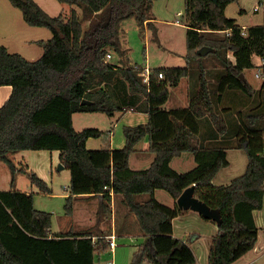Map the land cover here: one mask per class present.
I'll return each instance as SVG.
<instances>
[{
	"label": "trees",
	"instance_id": "trees-1",
	"mask_svg": "<svg viewBox=\"0 0 264 264\" xmlns=\"http://www.w3.org/2000/svg\"><path fill=\"white\" fill-rule=\"evenodd\" d=\"M8 1L27 25L47 28L51 37L36 42L42 48L36 60L0 46V86L12 88L0 106V160L24 150L58 151L70 172L67 215L78 198L98 196L97 214L107 216L110 192L120 195L146 236L130 264H197L188 243L198 235L183 241L172 233V219L185 211L154 196L163 190L176 200L189 186L222 219L209 241L207 263L233 264L252 250L258 239L253 211L262 208L264 195V83L254 89L244 71L264 57V26L243 30L226 17V6L238 0H184L185 66L150 70L145 83L140 69L105 56H124L121 23L130 18L152 29L157 40L149 15L155 0H56L71 9L54 17L34 0ZM204 31L228 33L215 39ZM202 47L210 50L197 54ZM183 78L188 106L166 110L169 87ZM237 93L251 104L236 101ZM128 110L146 114L147 122L124 126L120 149H87V140L103 132L73 127V114ZM144 138L153 160L146 169L131 170L130 155ZM228 149L245 153L246 169L215 186L214 177L228 166ZM182 153L193 155L195 167L178 173L170 162ZM29 179L40 193L51 194L34 172ZM141 195L147 198L141 201ZM51 224V213L34 208L33 193L0 191V264H93L94 251L109 249L100 235L93 242L90 232L56 234Z\"/></svg>",
	"mask_w": 264,
	"mask_h": 264
},
{
	"label": "rangeland",
	"instance_id": "rangeland-1",
	"mask_svg": "<svg viewBox=\"0 0 264 264\" xmlns=\"http://www.w3.org/2000/svg\"><path fill=\"white\" fill-rule=\"evenodd\" d=\"M47 1L49 4L45 6L46 13L52 17L59 14L65 15L67 10H69V5L59 3L56 0ZM262 2L264 0H238V2H233L226 6L225 15L228 18L235 19L236 24L239 26H264V5H262ZM5 5H7L6 7H10L16 15L22 17L21 12L14 8L8 0H0V46L8 47L10 50L7 49L8 52L18 53L27 60H36L39 58V55L33 53V51H36L35 49L38 48V45L25 41L26 38L47 40L51 37V32L47 28L30 27L21 18L23 26H16L18 28L14 35L12 29L9 28L10 23H13V17L4 14ZM255 6H259L260 9L254 11L253 8ZM149 15L153 18L151 21L156 28L157 40L153 35L152 29L147 26H139L134 18L127 19L121 23V44L125 49V54L123 57H119L111 52L112 57L109 61L120 63V60L124 59L128 65L136 66L140 71L145 66L151 71L162 67L185 66L186 25L184 20V0H155ZM30 51L32 52L30 53ZM244 76L253 87L258 88L260 86L261 81L255 78L254 69L245 70ZM169 88V96L164 106L168 109L186 106V102L184 103L186 101L184 98V84ZM235 98L236 101L242 99L245 105L251 104L239 93L235 95ZM146 122V114L134 111L116 112L112 116L104 113H77L74 116V129L80 131L85 128H95L103 132L101 137L89 139L90 149L106 148L109 146L110 139L112 142L111 146L115 149H120L124 146L125 142L123 127L135 126ZM28 152L33 154L32 160L37 161L38 164L42 161L48 162L50 160V151L43 153L39 151ZM239 153L246 161L244 152L239 151ZM37 162L35 163L37 164ZM59 164L60 162L58 160L56 162L53 156L52 166L50 169H47V173L51 175V181L49 179L48 184L52 189L51 194L40 193L38 188L32 185L30 179L24 174L19 177L18 188L28 193L32 190L36 191L33 193L34 208L51 213L52 233L79 232L91 229V233L95 237L94 241H96L97 237L94 229L100 222V217L98 219L96 212L98 208L91 206L89 213L83 217V209H81L80 204L74 203V213L73 211L70 215L65 213L64 206L67 196H65L66 192L63 187L69 186L70 172L65 168L58 170ZM232 170H235L234 167ZM163 196L166 197V201L170 199V196L161 190L159 192V199L163 200ZM146 198V195H141L139 200L142 201ZM104 233L106 235L110 234L109 226ZM260 234H263L262 229L260 230ZM136 242L137 239L132 234L128 238L116 237L117 246L114 250L108 249L100 253L94 251L93 264H108L111 261L113 264H130L131 257H133L135 250L138 249V247L134 246ZM200 264H207L206 259L204 258ZM262 264H264V259L262 260Z\"/></svg>",
	"mask_w": 264,
	"mask_h": 264
},
{
	"label": "crops",
	"instance_id": "crops-1",
	"mask_svg": "<svg viewBox=\"0 0 264 264\" xmlns=\"http://www.w3.org/2000/svg\"><path fill=\"white\" fill-rule=\"evenodd\" d=\"M34 1L45 12L47 11L45 8V6H48V4H49L47 0H34ZM6 6L7 5H5L3 12H4V14H7V15L13 17V19H12L13 23H10L9 28L12 29V33L15 35V32L18 28L16 26H20L23 24L21 21L22 17H19L18 15H16V13H14V11H12L10 9V7H6ZM70 9H71V7H69V10H67V13H65V15L69 14ZM249 26H253V25L240 26V27L243 30H245ZM227 33L228 32H226V31H221V32L204 31L203 32V34L207 38H215V39L223 38ZM39 40H41V39H39V38H26L25 41H29V42H33V43L37 44L36 42ZM6 48L9 50L8 47H6ZM35 50L36 51H33V53H37L40 57L42 54L41 47L38 45V48ZM31 52L32 51H30V53ZM28 53H29V50H28ZM30 59H32V58H30ZM254 60L256 61L257 58H255ZM184 79L185 78L181 79L180 82L178 83V85L184 84V94H185L184 98L186 100V101H184V103L186 102V106H183L181 108L188 106V98L186 97L187 96V89H188V81H187V79H185V81H183ZM260 86H261V83H260ZM253 88L258 89L255 87H253ZM11 91H12L11 86H7V85L0 86V106H2L7 101V99L10 97ZM164 108L166 110H169L165 106H164ZM128 111L130 112L132 110H128ZM75 115L76 114H73V116H72L73 127H74V116ZM111 143L112 142L110 139L108 147L110 150H113L115 148L113 146H111ZM86 147H87V149H90L89 148L90 147L89 139L86 142ZM148 147H149V144H148V141L146 138L141 140V142H139L136 145L135 151L130 155V158H129V168L131 170H142V169L148 168V166L150 165V163L153 160V154L148 152ZM239 151H241V150H239V149H228L226 151V158L228 161V166L221 169L216 174V176L214 177L212 183L215 186L226 185L232 179H234V178H236L239 175L244 173V171L246 169V165H247V158L245 161L244 160L245 158H243L242 155H240ZM39 152L43 153L45 151H39ZM230 154H231V156H230ZM53 156H54L56 162H57V160L59 161V152L58 151H50V160L48 162L42 161V162H40V164H38L37 161L32 160L33 154L28 152V150L19 151V152L13 153V154H8L3 160H0V176H1L0 191L25 192L24 190H20L18 188L19 177H20V175L24 174L29 178L30 172H34L38 177L40 176V178L50 188V186L48 184H49V179L51 181V175L47 173V169H50L52 166ZM231 157H233L232 160H231ZM35 162H37V164ZM170 167L178 173L186 172V171L192 169L193 167H195L194 157L190 153H182L180 156L175 157L171 160ZM233 167L235 170H232ZM50 190L52 193L51 188H50ZM160 191L161 190H156L154 193V196H155L157 201H159L160 203H162L168 207H173L174 205H176V200L173 199L172 197H170V199L168 201L165 200L166 197H164V196L162 197L163 200L159 199V192ZM35 192L36 191L32 190L30 193H35ZM65 192H66L65 196H69L68 191L65 190ZM26 193H28V192H26ZM99 200H100V198L98 196L92 197V198H78V200H76L75 203L80 204L81 209H83L82 215H83V217H85V215L89 213L91 206L98 208ZM74 210H75V207L73 205V213H74ZM98 219H99V216H98ZM253 219H254V222L258 228L257 242H256V244L252 250L247 252L245 255H243L241 258H239L233 264H262V260L264 259V195H263L262 208L259 210L253 211ZM108 226H109L110 233L113 232L116 235V237L128 238L132 234L137 239V242L134 243V246L136 248L146 241V236L143 233H141L139 228H138L135 216L133 214H128L125 206L121 203V196L120 195L111 196L110 214L107 216L100 217V222L94 229V231L96 233V237L98 235L106 236V233H104V231L108 228ZM261 229L263 231L262 235L260 234ZM79 232H90L91 233V229H86L84 231H79ZM55 233L56 234H64L63 232H55ZM172 233H173L174 237L182 239L183 241H186L190 234L191 235L192 234L198 235L197 238H195V236H194V239L191 240L188 243V245L191 248V250L195 256L196 263L200 264V262H202L204 260V258L206 259V261L208 259L209 241L212 237H214L217 234V225L211 221L205 220L196 212L185 211L184 213H182V214H180L177 217L172 219ZM94 239H95V237H93V242H94ZM136 250H135V252H136ZM132 258L133 257H131L130 263L132 261Z\"/></svg>",
	"mask_w": 264,
	"mask_h": 264
},
{
	"label": "water",
	"instance_id": "water-1",
	"mask_svg": "<svg viewBox=\"0 0 264 264\" xmlns=\"http://www.w3.org/2000/svg\"><path fill=\"white\" fill-rule=\"evenodd\" d=\"M215 1V0H214ZM210 49L202 47L197 50V54L205 55ZM243 78V75H240ZM89 103L82 101V104ZM64 167L59 164L58 170ZM176 205L183 211H193L198 213L202 218L214 222L216 225L220 224L222 219L218 209L210 208L207 204L194 196V186L185 188L176 199Z\"/></svg>",
	"mask_w": 264,
	"mask_h": 264
},
{
	"label": "built area",
	"instance_id": "built-area-1",
	"mask_svg": "<svg viewBox=\"0 0 264 264\" xmlns=\"http://www.w3.org/2000/svg\"><path fill=\"white\" fill-rule=\"evenodd\" d=\"M262 5H264V2H262ZM260 9L259 6H255L253 8L254 11H258ZM111 54L107 53L105 56V59L107 61H109L111 59ZM135 68H137L135 66ZM254 69V76L256 79H259L261 81V84L264 83V57L263 58H257V60L255 61V67ZM141 76L143 77V81L145 83H147L149 81V75H150V70L145 66L144 69H142L141 71ZM158 78L161 79L163 78L162 74L159 73L158 74ZM64 190L68 191V193L70 194V188L68 186H64L63 187ZM105 190H108V187H104ZM110 195L113 196V193L110 192ZM105 242L108 244L109 249L110 250H114L117 246L116 244V235L111 232L110 234L106 235V236H101ZM108 264H113V262H109Z\"/></svg>",
	"mask_w": 264,
	"mask_h": 264
}]
</instances>
